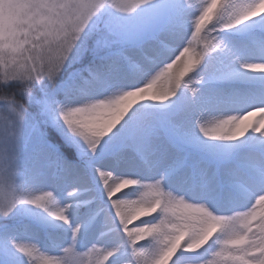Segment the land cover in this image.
Here are the masks:
<instances>
[{
    "label": "snow or ice",
    "instance_id": "1",
    "mask_svg": "<svg viewBox=\"0 0 264 264\" xmlns=\"http://www.w3.org/2000/svg\"><path fill=\"white\" fill-rule=\"evenodd\" d=\"M0 264H264V0H0Z\"/></svg>",
    "mask_w": 264,
    "mask_h": 264
},
{
    "label": "rangeland",
    "instance_id": "2",
    "mask_svg": "<svg viewBox=\"0 0 264 264\" xmlns=\"http://www.w3.org/2000/svg\"><path fill=\"white\" fill-rule=\"evenodd\" d=\"M259 117L257 116V117H254L253 119H258Z\"/></svg>",
    "mask_w": 264,
    "mask_h": 264
}]
</instances>
